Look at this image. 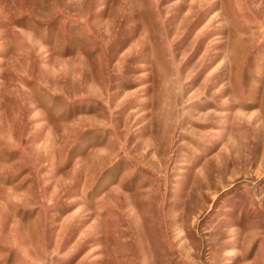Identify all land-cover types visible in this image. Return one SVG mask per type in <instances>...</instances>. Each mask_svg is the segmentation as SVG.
Masks as SVG:
<instances>
[{"label":"rangeland","instance_id":"obj_1","mask_svg":"<svg viewBox=\"0 0 264 264\" xmlns=\"http://www.w3.org/2000/svg\"><path fill=\"white\" fill-rule=\"evenodd\" d=\"M0 264H264V0H0Z\"/></svg>","mask_w":264,"mask_h":264}]
</instances>
